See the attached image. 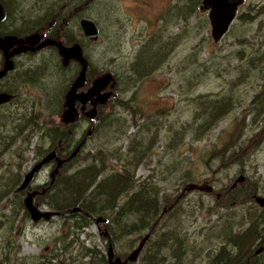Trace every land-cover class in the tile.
I'll list each match as a JSON object with an SVG mask.
<instances>
[{"label":"rangeland","instance_id":"1","mask_svg":"<svg viewBox=\"0 0 264 264\" xmlns=\"http://www.w3.org/2000/svg\"><path fill=\"white\" fill-rule=\"evenodd\" d=\"M78 1L81 18L93 20L101 31L97 42H88L78 29L80 20L75 21L76 29L72 30L73 34L79 30L77 35L86 45L85 55L93 66L92 82L105 73H115L122 78L131 73V65L137 71L151 63L150 49H144L140 58L139 52L158 30L160 17L166 15L172 0ZM238 14L250 19L236 18L229 32L217 43L212 37L207 12H200L192 20L181 21L176 26L171 25L176 21L170 22L166 33L157 41L167 43V38L173 34L181 35L180 41V35L173 37V42L179 43L168 64L127 93L121 89L128 87L125 78L121 79V88L115 82L107 88L113 98L104 111L102 106L100 127L88 139L80 158L70 165L69 170H78L100 151L102 156L103 151L108 155L123 154L133 136H136L137 143L148 144L150 149L154 142L149 138L159 136L150 155L138 167L136 181L137 185L154 183L160 189V195H166L171 203L180 200L179 209L168 219L174 226L167 229H171V236L179 235L182 239L184 254L170 259L173 251L176 252L175 243L167 241V248L161 252L166 258L164 264L185 263L189 259L193 264H207L210 254L223 246L230 248L224 242L230 231L236 233V230L247 227L262 210L253 197H264V109L257 113L253 100L264 92V60L261 58L264 55V0H246ZM153 50L161 48L157 46ZM136 60L142 61L135 63ZM29 70L32 77L40 76L50 88L53 99L64 79L56 65L41 60L34 62ZM69 71L75 73L74 68ZM22 87L12 115L0 114V139L14 135L19 119L24 115L41 114L40 122L44 124L40 104L46 99V92L43 94L35 86ZM200 96L211 102L225 96L233 105L232 111L218 126L203 136H198L199 129H193L191 133L183 130L190 125L194 128L196 116L210 114L211 110L205 109L206 104L198 107ZM123 101L130 102L134 111L123 110ZM52 122L60 125L62 115L54 116ZM144 125L150 132L141 133ZM92 127L93 122L84 119L75 140L83 138ZM125 129L126 136L119 139ZM171 129H177V136L172 135ZM29 136L26 130L22 141L26 143ZM40 140L39 135H34L28 150L19 141L0 155V257L11 241L18 248L14 255L17 264H31L36 258L50 260L53 256L56 257L51 264H57L59 260L65 261L64 264H85L89 259H81L82 247L96 248L107 258L108 243L100 233L104 226L100 225L99 229L92 222L88 228L78 230L72 227L73 220L55 217L34 223L26 214L24 200L33 190L42 191L51 182L50 175L55 167H46L26 190L17 192L26 175L42 159L35 153ZM173 141L178 144L172 150L168 146ZM42 148L48 149V143L42 144ZM3 150L0 148V152ZM118 162L110 158L107 165L115 169L120 164ZM18 175L22 177L19 187L14 191L8 189V185L13 187ZM240 176L245 177V182L240 184L243 185V195L246 198L252 196L253 201L246 199L240 204L228 201V192ZM192 184L209 185L213 191H188L187 187ZM257 184L258 190L253 194ZM39 197L34 198V205L49 210L41 204ZM167 207L168 204L164 206L166 213L171 210ZM125 220L126 224L135 222L131 215ZM147 234L145 232V236ZM114 252L122 260L132 254V251L126 253L118 244L114 245Z\"/></svg>","mask_w":264,"mask_h":264},{"label":"trees","instance_id":"2","mask_svg":"<svg viewBox=\"0 0 264 264\" xmlns=\"http://www.w3.org/2000/svg\"><path fill=\"white\" fill-rule=\"evenodd\" d=\"M201 1L202 0H172V4L168 7L166 15L160 17L161 25L158 27V30L153 34L154 36L151 35L152 37L139 52L140 58L141 53H145L144 49L147 51L150 49L152 51L150 58L151 63L147 66H142V68L137 71L134 70V67L131 65V73L122 77L127 79L126 81L129 82L128 87L121 88L122 78L115 73L112 74L114 78L113 83L115 82L118 84V87H120L124 93H127L130 88H133V85L136 84L137 86L139 83L144 81V79H147L160 71L163 65L165 66L168 64L167 61H169L170 56L174 53V49L178 45L181 35L173 34L171 38H167V43L157 42L158 39L166 33V27L170 22L176 21L171 24L172 26H176L179 22H188L199 14L201 12L199 9ZM81 17L82 16L80 14V18ZM246 17L248 16L237 14L236 18L241 20L250 19V17ZM178 36L179 41L173 42V37ZM73 42L83 44L81 38L76 37V35L73 34V31L67 32L65 30V45H69ZM262 43L264 45V41ZM157 46L160 47L161 50H153V48ZM84 56L86 57L85 53ZM139 58L137 60H139ZM261 58L264 60V55ZM140 61L135 63H141ZM250 62L253 64V67H255L254 62ZM88 63L89 66L85 86L86 88L91 86L92 80L94 79L92 74L93 66H91L89 60ZM72 68H74V74L69 71ZM56 69L63 74L64 79L60 88L57 89V95L55 97L52 95L54 97L53 99L50 95V88L40 79V76H33L30 80L27 78L29 81L26 80V82L23 83V85L39 87L43 94L46 92V99L42 104H40V108L42 109L41 111L45 117L44 124H41L40 122L42 120L41 114L39 115L38 113H34L22 116L15 128L14 135L11 136L10 134L8 138L4 136L1 137L0 148L1 150L2 148L4 150L0 152V155L5 153V149H10L19 141L21 142V145H25V149L28 150L31 145L32 137L34 135H39L41 140L39 141L35 151L37 157L44 158L48 153L56 149L59 157L67 159L72 155L78 145L83 141V138L87 135L86 131L83 138L75 140L77 130L81 128V124L84 121L83 117H80V119L73 124L60 123V125H54V122H52L54 116H60L64 112L66 94L71 88L75 78L78 77L81 66L76 61H73L68 66H64V64L58 65ZM112 98H110L109 101H111ZM204 98V96H200L197 105L199 104V107L201 104H206L205 109H210V114L202 117L200 116V118L199 116H196L194 119V128L190 125L183 129L184 131H187L186 133H191L193 129H199L198 136H203L216 128L225 116L232 111L233 105L230 98L227 99L224 96V98L216 99L215 102L207 101ZM263 99L264 92L261 96H257L253 100L258 112H262V109H264ZM209 102L213 103L214 106H211L212 104L209 106ZM122 109L129 110L130 112L134 111V107L131 106L128 101L122 102ZM101 112L102 106L99 107L98 114H101ZM110 117H113V115ZM90 122L92 123V121ZM115 123L118 124L116 119ZM99 127L100 122L96 125L93 135L89 138L94 136ZM26 130L31 137L29 136L30 138L26 139V143H24L21 137L24 135ZM170 131L174 136H177L179 133L177 129H171ZM126 132V129L123 130L119 139L126 136ZM145 132H150V129L146 126L141 130V133L144 134ZM181 135H183V133H181ZM158 139L159 136H155L153 138H149V141L154 142L155 145ZM136 141V136H133L130 139V145H127L123 154L108 155L104 154L103 151L102 156V151H100V153H98L97 156H93L91 161L85 166L75 171L69 170L71 167L70 165L80 158L81 153L87 144L86 142L77 157L63 165L59 174L56 176L53 185H50V182L47 185L48 187L45 193H42L37 197L40 196L41 204L46 205L49 207V210L53 212H63L75 208L82 209V212L80 213H68L65 216H60L61 219L66 221L73 220L74 222L72 227L78 230L88 228L92 224L93 221L90 216L94 218L103 217L107 219V223L101 225L105 227L109 236H102L103 240L108 243V247L109 241L112 242L113 249L114 245L118 244L124 248L126 253L130 251L133 252L137 248V243L145 238V232H148L150 237L145 243L138 260L130 262L129 264H164L166 262V258L161 255V252H164L163 250L165 247L167 248V241H173L175 243L176 252L173 251V256H171L170 259H176L177 255L178 257H183L184 254V246L181 241L182 239H179V235L176 237L171 236V229H167L168 226H174L169 224L168 219L173 216V212H176V210L179 209L180 200H176L171 203L167 200V198H165L166 195H160V189L152 182H143V184L140 183L137 185V169L150 155V152L152 151L151 148L154 145H152L149 149L148 144L144 146L143 143H137ZM47 143L49 148H42V144L44 145ZM60 143H62L61 146L59 145ZM177 144L178 142L174 143L173 141V143H170L168 147L173 150L176 148ZM71 147H73L72 150H70ZM110 158L120 162L119 166L115 169H112L111 166L107 165V161H109ZM151 178H153V176H151ZM21 181L22 177L18 175L14 181L13 187L7 184L8 189L14 191L15 188L19 187ZM241 186L243 185H239L237 188H231L229 190L228 201L240 204L246 199L252 200V196L246 198L243 195ZM256 190H258V184L254 187L253 194H255ZM5 197L6 195L3 196V198ZM166 204H168V209L171 208V210L167 213L164 211V206ZM85 213L90 216H87ZM26 214L29 215L27 210ZM130 215L135 222L126 224L125 219H127ZM254 221L253 226L248 229L246 227L238 229L236 230V233L234 231H230L227 234L226 240L224 239L225 244L227 242L230 248H228V246H223L210 254L208 256L209 260L207 264H249L247 249L248 240L251 239V242L253 241V238H255V235L258 232L256 230H258L259 226L264 223V210L263 213H260V216ZM232 227L233 226H231V230ZM250 229L252 230L250 231ZM132 237L136 239H133ZM17 253L18 248H16L11 241L8 242L7 247H4L2 256L0 257V264H13V262L14 264H17L15 261L16 258L14 259V255ZM128 256L129 255H127L126 258ZM55 257L56 256H53L50 260L49 258H44L43 260L36 258L31 264H51ZM83 258L89 259V261H86L85 264H108V258H106L104 254L102 255L96 248L90 249L82 247L81 259ZM64 262L65 261L63 260H59L57 264H64ZM18 264L27 263L22 262ZM176 264H193V261L189 259L188 262H177Z\"/></svg>","mask_w":264,"mask_h":264},{"label":"flooded vegetation","instance_id":"3","mask_svg":"<svg viewBox=\"0 0 264 264\" xmlns=\"http://www.w3.org/2000/svg\"><path fill=\"white\" fill-rule=\"evenodd\" d=\"M80 10L81 8L79 7L78 0H0V95L4 94L9 97L7 102L0 103V114L7 112L9 115H12L14 108L16 107V102L18 101L20 93L23 89V83L28 80L27 78L30 80L32 77L29 68L34 64V62L47 60L50 61L51 64H56V67L64 64L63 58L60 56L57 47H41V45L47 39L60 41L63 45H65V30L67 32H72L73 29H76L74 28L76 25L75 21H81V19H83H80ZM78 29L81 30L84 39L88 40V42L92 41L84 35L80 27V22ZM78 31L75 34L76 37H78ZM74 44H76V42L65 46L70 47ZM80 45L82 46L83 53H85V43ZM73 61L74 60H71L70 63ZM7 66H12V69H9L2 74ZM23 74L26 75L24 76ZM133 86L136 87V84ZM90 87H84L82 91H87ZM107 88L106 90H103V93L110 92V98H112V92L107 91ZM109 100L106 104L100 105L103 106V111L105 106L109 103ZM208 104L210 106L212 103L209 102ZM76 107L79 111L78 120L80 117H83L84 119L93 122L92 130H90L92 132L91 135H93L96 127L95 121L83 115V112L91 110L92 105L87 103L84 111L82 110V104L79 102L76 103ZM11 117H9V119ZM143 127H145V125ZM89 137L91 136H88L86 139ZM52 165H55V169L57 166L55 160H53L50 165L48 164L47 167ZM244 182L245 177L240 176L233 184L232 188H237ZM47 187L48 186H45L42 191L35 190L38 191V194L35 197L44 193V190H47ZM256 197L262 196L254 195L253 199L255 202ZM256 204L261 207L258 202H256ZM262 209L264 210V208ZM263 210H261V213H263ZM252 226L253 222H251V224L249 223L246 228L248 229ZM251 230L252 229H250V231ZM256 231L258 232L255 235V238H253V241L251 242V239L248 240V262L249 264H264V223H262Z\"/></svg>","mask_w":264,"mask_h":264},{"label":"water","instance_id":"4","mask_svg":"<svg viewBox=\"0 0 264 264\" xmlns=\"http://www.w3.org/2000/svg\"><path fill=\"white\" fill-rule=\"evenodd\" d=\"M246 0H202L199 6L201 12L208 13V19L212 28V37L214 42H220L223 37L228 33L231 25L233 24L234 20L237 17V13L239 8L245 3ZM80 27L87 38H90L92 41H98L100 37V28L98 25L90 19L83 18L80 21ZM17 40V39H16ZM46 46H55L59 50L60 56L63 58L64 66H68L71 60L78 62L81 65V70L78 77L75 79L71 88L66 94L64 107L65 110L62 114V123L64 124H73L78 121L79 118V111L76 107V103L79 102L82 104V110L84 111L86 108L87 103L92 105V108L88 112H83L84 116L89 117L90 119L95 121V124L99 122L98 117V107L100 105L106 104L109 100L111 93L105 92L106 88L110 85L113 81V76L111 74H105L101 77L96 78L91 87L87 91H82V89L86 85L87 80V72H88V60L85 58L82 46L79 43H76L70 47L63 45L60 41H55L52 39H47L43 42L41 47ZM12 66H7L5 71L2 73L4 74L8 71ZM9 97L7 95H0V103L7 102ZM92 132H88L87 136H91ZM85 144V140L76 148V150L72 153V155L67 159H62L58 157L56 150L50 152L44 158L38 162L33 169L26 175L22 185L17 189V192H22L26 190L35 176L40 172V170L45 166L50 164L53 160L56 161L57 166L54 169V172L51 174L53 185L56 176L59 174L60 169L66 162H69L77 157L80 153L81 148ZM61 145V143H60ZM187 190H198V191H206L211 192L213 191L212 186L209 185H196L192 184L187 187ZM46 190H44L45 193ZM38 194V191H33L28 194L26 199L24 200V204L26 210L28 211L32 221L34 223H39L42 220L49 221L55 217L65 216L68 213H75V212H82V209L75 208L66 210L63 212H53L50 210H42L39 206L34 205V198ZM256 202L260 204L262 208H264V198L263 197H256ZM86 214V213H85ZM87 216H90L86 214ZM93 223L97 228L100 229L101 224H106L107 219L103 217L94 218L91 217ZM100 233L103 236L108 237L109 234L104 229L103 231L100 229ZM150 234H147L145 238L141 241L139 246L128 256L127 259L122 260L120 257H116L113 249L112 242L109 241L108 247V264H129L130 262H135L138 260L139 255L141 254L145 243L149 239Z\"/></svg>","mask_w":264,"mask_h":264},{"label":"bare ground","instance_id":"5","mask_svg":"<svg viewBox=\"0 0 264 264\" xmlns=\"http://www.w3.org/2000/svg\"><path fill=\"white\" fill-rule=\"evenodd\" d=\"M229 30H230V29H229ZM228 32H229V31H228ZM84 140H85V143H86V142H87V139L83 138V141H84ZM83 141H82V142H83ZM82 142H81V143H82ZM81 143H80V144H81ZM61 144H62V143H61ZM80 144H79V145H80ZM59 145H60V144H59ZM79 145H78V146H79ZM84 145H85V144H84ZM84 145H83V146H84ZM60 146H61V145H60ZM82 148H83V147H82ZM82 148H81V149H82ZM53 151H54V150H53ZM51 152H52V151H51ZM48 154H49V153H48ZM48 154H47V155H48ZM40 161H41V160H40ZM40 161H39V162H40ZM37 163H38V162H37ZM49 165H50V164H49ZM45 167H47V165H45V166L40 170V173H41V171H42ZM53 172H54V170H53ZM53 172H52V173H53ZM50 176H51V175H50ZM51 182H52V178H51ZM50 185H51V183H50ZM114 253H115V252H114ZM115 256H116V255H115ZM120 258H121V257H120ZM127 258H128V257H127ZM127 258H126V259H127ZM121 259H122V258H121Z\"/></svg>","mask_w":264,"mask_h":264}]
</instances>
